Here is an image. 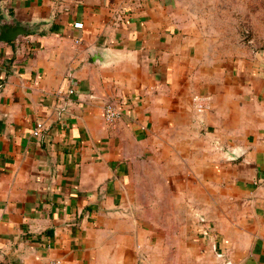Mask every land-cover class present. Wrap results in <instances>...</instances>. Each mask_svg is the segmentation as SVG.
Returning a JSON list of instances; mask_svg holds the SVG:
<instances>
[{
	"label": "crops",
	"instance_id": "0c3cea01",
	"mask_svg": "<svg viewBox=\"0 0 264 264\" xmlns=\"http://www.w3.org/2000/svg\"><path fill=\"white\" fill-rule=\"evenodd\" d=\"M188 16L0 0V264H264V58L218 56Z\"/></svg>",
	"mask_w": 264,
	"mask_h": 264
},
{
	"label": "rangeland",
	"instance_id": "374dc122",
	"mask_svg": "<svg viewBox=\"0 0 264 264\" xmlns=\"http://www.w3.org/2000/svg\"><path fill=\"white\" fill-rule=\"evenodd\" d=\"M182 4L196 35L218 56L235 61L264 58V0H182Z\"/></svg>",
	"mask_w": 264,
	"mask_h": 264
},
{
	"label": "built area",
	"instance_id": "2783aa9c",
	"mask_svg": "<svg viewBox=\"0 0 264 264\" xmlns=\"http://www.w3.org/2000/svg\"><path fill=\"white\" fill-rule=\"evenodd\" d=\"M75 26L77 28H81L83 27V23L76 22ZM69 92L73 94L75 90L71 88ZM194 105H195V110L198 114L206 113L208 110H210L211 105H212L211 95L203 94V95L196 96L194 98ZM122 106L123 104L121 101L119 102L110 101L106 104L105 109H104V118L107 124H112L121 117ZM43 130H44V124L41 122H38L34 129V135L36 137L42 136ZM49 264H62V261L60 259H54Z\"/></svg>",
	"mask_w": 264,
	"mask_h": 264
}]
</instances>
